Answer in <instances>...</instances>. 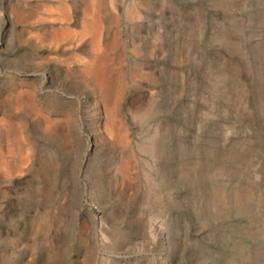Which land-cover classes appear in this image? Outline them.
I'll use <instances>...</instances> for the list:
<instances>
[{
    "label": "rangeland",
    "instance_id": "rangeland-1",
    "mask_svg": "<svg viewBox=\"0 0 264 264\" xmlns=\"http://www.w3.org/2000/svg\"><path fill=\"white\" fill-rule=\"evenodd\" d=\"M0 264H264V0H0Z\"/></svg>",
    "mask_w": 264,
    "mask_h": 264
}]
</instances>
